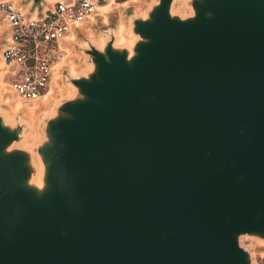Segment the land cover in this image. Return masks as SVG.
<instances>
[{
	"label": "water",
	"instance_id": "1",
	"mask_svg": "<svg viewBox=\"0 0 264 264\" xmlns=\"http://www.w3.org/2000/svg\"><path fill=\"white\" fill-rule=\"evenodd\" d=\"M46 0H26L33 9ZM104 1V0H99ZM157 0L111 33L37 148L0 112V264H253L264 243V0Z\"/></svg>",
	"mask_w": 264,
	"mask_h": 264
},
{
	"label": "built area",
	"instance_id": "2",
	"mask_svg": "<svg viewBox=\"0 0 264 264\" xmlns=\"http://www.w3.org/2000/svg\"><path fill=\"white\" fill-rule=\"evenodd\" d=\"M99 7V0H46L36 9L0 0L7 35L2 58L10 91L24 102L46 98L72 67L76 33L100 14ZM251 254L253 264H264V252L259 258Z\"/></svg>",
	"mask_w": 264,
	"mask_h": 264
},
{
	"label": "rangeland",
	"instance_id": "3",
	"mask_svg": "<svg viewBox=\"0 0 264 264\" xmlns=\"http://www.w3.org/2000/svg\"><path fill=\"white\" fill-rule=\"evenodd\" d=\"M29 4L26 0H15ZM53 2V0H48ZM111 0L100 1V6L110 4ZM191 0H175L173 13L188 16L192 13ZM157 0H115L111 4L108 13L96 15L94 19L84 24L74 38L75 50L73 53V65L65 72L63 81L51 91L47 98L38 102H24L14 95L5 79V63L2 58V50L6 43V26L0 22V112L6 117L10 116L9 123L12 126L21 124L24 127L23 136L20 142L13 147H21L32 153H37V148L46 139L45 127L48 119L53 117L58 107L66 100L76 95V89L71 82V78L87 72L89 66V56L85 48L90 42L101 38L110 39L111 33L118 36L119 24H124L123 35L128 38L136 35L133 32V20L145 17ZM128 3V4H127ZM105 16V17H104ZM107 18V19H106ZM72 69L76 72L72 73ZM11 92V93H10ZM17 102L23 105L21 110L15 109ZM29 105V107L27 106ZM34 106H36L34 108ZM33 107V108H32ZM33 110H31V109ZM241 244L251 250L259 258V254L264 252V243L258 238L245 235L241 237Z\"/></svg>",
	"mask_w": 264,
	"mask_h": 264
},
{
	"label": "bare ground",
	"instance_id": "4",
	"mask_svg": "<svg viewBox=\"0 0 264 264\" xmlns=\"http://www.w3.org/2000/svg\"><path fill=\"white\" fill-rule=\"evenodd\" d=\"M53 1H55V0H53ZM110 2H111L110 4H104V5H101L99 7V10L101 11V13H108L110 11V8L112 6L111 4H114L115 0H111ZM124 29H125V25L122 24V23L119 24L118 29H117L118 36H117L116 44L128 46V48L130 49V53L133 54L134 53L133 46H134L135 39H134V37H132V38L131 37L130 38L125 37L123 35V33H122ZM93 42L95 44H97L99 47H104L105 46V42H106V38H101V39H99L97 41H93ZM91 68H92V65L89 64L88 69H91ZM72 73L73 74L76 73L74 71V69H72ZM48 95L46 96V98L48 97ZM27 106L29 107V105H27ZM35 107L36 106H34V108ZM22 108H23V105L20 102H17L16 105H15V109L21 110ZM31 110H33V109H31ZM7 119L9 120L10 116H7ZM32 162H33L34 167L36 168V174L34 175V177L32 179V182L36 183L39 187H41L43 185V174H44V170H45L44 163L42 161L41 156L39 154H37V153L34 154V156L32 158Z\"/></svg>",
	"mask_w": 264,
	"mask_h": 264
}]
</instances>
